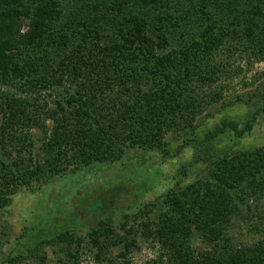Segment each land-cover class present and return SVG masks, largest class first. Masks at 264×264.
<instances>
[{"label":"trees","instance_id":"trees-1","mask_svg":"<svg viewBox=\"0 0 264 264\" xmlns=\"http://www.w3.org/2000/svg\"><path fill=\"white\" fill-rule=\"evenodd\" d=\"M263 8L264 0H0V202L37 180H62L50 208L44 194L34 202L19 247L89 238L100 260L132 264L127 253L141 234L162 250L148 264H264V236L236 244L229 234L233 219L252 211L249 201L264 195V146L215 160L211 175L161 196L154 216L144 206L138 228L123 224L122 260L106 259L101 241L160 176L155 168L107 180L112 163L135 147L168 156L167 135L194 129L223 98L207 95L223 73L215 51L232 40L264 54ZM48 95H58L53 107ZM260 112L241 125L223 119L207 138L228 128L243 136ZM35 127L44 134L41 154ZM93 173L104 181L81 182ZM192 228L208 248L191 249ZM37 256L44 264L46 255ZM19 258L2 264H24Z\"/></svg>","mask_w":264,"mask_h":264},{"label":"rangeland","instance_id":"rangeland-1","mask_svg":"<svg viewBox=\"0 0 264 264\" xmlns=\"http://www.w3.org/2000/svg\"><path fill=\"white\" fill-rule=\"evenodd\" d=\"M179 9L182 7L180 6ZM244 30L246 28L243 27L242 33ZM235 44L236 41L230 40L221 46L220 50L215 51L217 52L214 58L215 63L221 64L223 73L217 83H212L213 86L208 89L207 95L211 97L214 96V92H221L222 100L211 104L199 116L194 124V129L190 128L186 132H170L167 135L168 156H163L159 150L138 147L125 149L124 154L117 157L112 163L113 167L108 174H103L108 180L119 173L128 174L132 178L155 168L160 171L155 186L142 196V200L132 209L125 211V216H119L108 224L114 228L118 236L116 238L115 233H109L106 237L101 236V241L108 243L109 246L105 255L106 259H113V262L123 259L121 252L124 251V246L118 240L119 237L126 234L123 224L126 223V227L135 225L138 228L137 225L146 219L144 206H153L150 216H154L156 209L164 206L161 196L171 188H185L211 175L215 160L227 155L230 158L236 153L264 146V112L259 113L253 129L243 136H235L233 131L228 128L216 137L207 138V134L211 133L221 120H235L241 125L251 118L253 112L264 107V54L257 55V49L251 51L248 49V45H242L240 41L237 45ZM16 87L17 85H14V88ZM49 95L47 96V101L50 102L48 106L53 107L58 95L56 97ZM50 124L51 121L48 122V125ZM32 133L34 153L39 154L40 152L41 154L39 149L44 137L43 131L35 127ZM103 175L101 174L102 177L99 179L93 173L90 176L82 177L81 182L96 185L97 182L104 181ZM47 181L48 179L43 182L37 180L31 187L23 186L10 196V200L0 202V264L8 256L21 257L19 260L24 264H38L37 255L42 253L46 255L44 264H108V261H102L100 257L96 256L97 248L89 241V238L79 245L77 242L71 244L63 241L52 243L44 248L40 247L35 252H31L30 248L19 247L18 237L24 225L33 223L31 216L32 210L36 209L34 202L44 194L46 197L43 202L44 207L50 208V199L54 195H58L56 192L62 180ZM128 189L127 195H130L133 188L128 185ZM79 194L77 192L74 199L79 198ZM136 197V194H131L133 201L136 200ZM248 206L252 211H245H249L246 218H234L229 228L231 241L236 244H249L264 236V195L250 200ZM162 209L164 208L160 210ZM75 234L84 236L86 233L78 231ZM191 234V249L208 248L202 240L203 237L198 234L195 228L191 229ZM160 249V246L154 241L147 240L139 234L136 238V246L127 253V258L132 261V264H148L153 259L160 257L162 251Z\"/></svg>","mask_w":264,"mask_h":264}]
</instances>
